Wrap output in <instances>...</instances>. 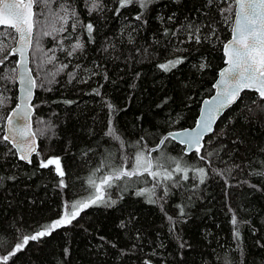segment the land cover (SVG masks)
Returning a JSON list of instances; mask_svg holds the SVG:
<instances>
[{
	"label": "trees",
	"instance_id": "1",
	"mask_svg": "<svg viewBox=\"0 0 264 264\" xmlns=\"http://www.w3.org/2000/svg\"><path fill=\"white\" fill-rule=\"evenodd\" d=\"M103 3V11L89 14L91 0H52L38 16L44 25L54 9L58 15L65 8L74 9L83 24H94V40L88 41L82 26L73 31L72 20L64 25L67 31L53 39H38L35 25L29 65L43 87L35 88L32 101L38 106L31 116L33 132L41 159L60 158L67 187L59 186L54 166L40 168L35 155L32 164L0 155V176L5 178L0 181V255L22 242L23 235L60 218L65 202H83L94 191L89 189V179L99 183L114 166L130 168L141 138L147 151L167 131L192 126L201 101L213 92L212 83L223 64L222 45L231 32V22H223L220 9L232 0H214L208 7L205 0H155L145 10L147 24L134 19L138 6L117 15L116 0ZM173 13L175 19L168 22L166 18ZM185 17L196 23L211 22L220 39L200 44L187 41V33L178 31ZM165 29H169L167 34ZM6 31L10 32L4 38ZM10 34L15 33L0 26V59L10 51ZM77 39L85 47L69 56ZM176 57L184 58L177 68L168 72L159 68ZM15 61L14 55L9 56L0 65V117H6L16 103ZM64 64L68 67L62 68ZM69 73L76 79L69 82ZM100 85L97 96L92 89ZM241 97L216 122L217 132L224 131L208 146L216 150L209 158L211 164L199 161L195 153L185 155L184 147L174 141L151 153L169 171L177 162L172 157L178 158L181 167H189L190 179L172 187L164 200L153 204L147 196L135 194L154 183L147 173L124 178L116 183L126 186L125 191L110 189L116 205L84 209L72 225L30 241L8 264H144L146 259L153 264H264V177L255 174L264 170V99L250 90ZM106 102L115 105L112 113ZM109 119L119 129L123 148L105 135ZM4 121L0 119V130ZM6 147L11 145L0 143V154ZM198 167L209 170L204 184L192 171ZM211 168H231V175L222 177ZM10 176L15 179H7ZM161 194L158 188L157 196ZM229 207L241 221L239 240L233 236ZM121 221L126 225L123 229Z\"/></svg>",
	"mask_w": 264,
	"mask_h": 264
},
{
	"label": "snow or ice",
	"instance_id": "2",
	"mask_svg": "<svg viewBox=\"0 0 264 264\" xmlns=\"http://www.w3.org/2000/svg\"><path fill=\"white\" fill-rule=\"evenodd\" d=\"M177 2V0H173ZM52 3V0H0V26H6L13 30L15 35H11V39L16 42V47L12 48L11 51L4 55L0 59V65H3L9 58V56L19 54V60L16 63L23 69L20 74V83L23 86L24 99L20 104H17L16 108L12 110V113L6 117H0V119L6 120V128L3 131V135H0V143L11 144V147H6L4 153L0 154L4 157L8 155L15 156L18 160L24 161L27 164H32V156L35 155L39 160V167L47 169L49 166H55V172L60 177L59 186L61 188L67 187L64 180L66 175L63 167L61 166V160L59 157H49L47 160L41 159V151L37 143L36 133L32 131L31 125L28 122L29 116L34 111L37 105L31 103L33 97V90L37 87H43V84L38 85L37 81L27 75L30 70L25 66L26 50L33 44V30L36 20L37 13H43V10ZM117 7L115 12L117 15L121 13L122 9H126L131 6H138L140 11L136 13L134 19L136 21H142L143 24H147V20H144L145 10L150 5L155 3V0H116ZM214 0H205V6H212ZM235 5V7H233ZM104 3L103 0H91V7L89 14L92 11H103ZM199 11V9L197 10ZM223 22H231V37L223 43V52L225 56V68L219 72V78L213 85L215 94L210 99H205L203 104L206 106L202 108L200 115L197 117L195 124L192 128H185L180 131H167L163 134L162 138L159 139L158 143L153 149L147 148V145L142 144L143 138L137 141L136 144L140 145L135 151L132 158V165L130 168L124 167H113L111 174L104 176L97 183L93 179L88 180L90 191L88 197L83 201H67L64 204L63 215L53 220L50 224L41 226L33 234L23 235L22 242H17L11 246L12 250L7 251L5 254L0 255V264H8L10 258L14 257L18 252L22 251L30 241H39L40 239L50 236L54 230L61 227L72 225L73 221L80 217L81 212L91 206L104 205L106 207H112L117 204L118 200L112 198L110 189L113 187L120 188L121 192L126 190L125 187L117 184V181H121L124 178L140 177L145 173L152 177L154 183L150 188H141L136 191L137 196H147L149 203H158L164 200L171 192L172 187L181 186L180 182L188 181L189 167L185 165L181 167L178 158L172 157L176 162V166L172 171H169L167 167L160 164L159 158L154 161L151 156L153 151H159L162 147L166 146L169 142H178L184 147V154L195 153L196 158L199 161H204L211 164L212 161L209 159L213 156L215 149L208 150V146L212 145L213 141L223 133L224 128L217 132L215 125L220 116L223 115L225 110L229 109L237 100L241 99V93L245 90L256 92L260 98L264 99V0H232L226 8L220 9ZM175 13L168 16L166 19L171 22L175 19ZM207 15V13H204ZM62 22L59 29L54 31L65 32L67 28L64 25L68 24L69 20H72L71 28L75 31L79 26H82L87 33L88 41L94 40V24L88 22L83 24L77 16L74 9L65 8L64 14L58 16ZM161 19H164L161 17ZM186 23L178 28V31L187 33V41L195 42L200 44L202 42L211 43L213 38L219 40V33L215 27L209 23H196L195 21H188L185 17ZM207 31H203L204 29ZM165 34L168 33L169 29H165ZM173 36L176 32L173 31ZM43 36H50L52 32L44 31ZM3 39V38H0ZM183 43L184 41H180ZM85 47L84 41L77 39L71 46V51L68 55L71 56L77 50H83ZM107 49H105L106 51ZM178 50V49H177ZM3 49L0 48V52ZM53 58H49V61ZM184 62V58L176 57L169 59L165 63L159 65V68L165 72L171 71L177 68L178 65ZM68 65H62V68H67ZM79 67V65H77ZM201 68L205 65L201 64ZM15 71V69H13ZM93 76L97 73L93 72ZM70 80L76 79L74 73H69ZM104 79L108 77L105 74ZM81 82L86 83L87 80ZM100 85L97 88L92 89V93L100 96ZM51 90L50 88L48 89ZM66 103H73L72 101H65ZM167 103V101H165ZM106 106L109 112L112 113L115 110V105L106 102ZM160 107V105H158ZM229 123H232L231 117ZM224 127H227L225 125ZM106 136L111 137L113 140L120 143V147L125 146L122 137L119 134V129L113 124V121L109 119L108 127L105 132ZM235 143V141H233ZM125 162L128 158L124 157ZM239 167V165H236ZM99 171V169H97ZM192 171L198 176L199 183L204 184L209 175V170L205 167L193 168ZM211 172L220 176H230L231 168L216 169L211 168ZM174 173L178 174L179 178L174 176ZM256 175L264 177V170L258 171ZM195 178V177H194ZM3 176H0V181L4 180ZM9 180H14V176L7 177ZM171 182V183H165ZM226 186L227 180H225ZM255 187V185H253ZM160 189L162 194L157 196V189ZM155 197V199H154ZM122 198V197H120ZM163 205H161V208ZM229 211L233 212L230 223L234 226L233 236L234 239H240V225L241 221L238 220L234 210L229 207ZM183 212V209H181ZM167 216V214H165ZM169 221H172L171 216H167ZM122 229L126 227L125 222L121 221L119 225ZM175 225H173L174 230ZM100 240H105V237H100ZM179 237L177 240L179 241ZM0 246H3L0 241ZM239 247V245H237ZM115 247V245H113ZM180 247H184V242L180 243ZM67 253V249L65 250ZM144 264H153L151 259H146ZM227 264H232V261H228ZM241 264L243 262L241 261Z\"/></svg>",
	"mask_w": 264,
	"mask_h": 264
},
{
	"label": "water",
	"instance_id": "3",
	"mask_svg": "<svg viewBox=\"0 0 264 264\" xmlns=\"http://www.w3.org/2000/svg\"><path fill=\"white\" fill-rule=\"evenodd\" d=\"M234 7H235V5H234ZM5 27H6V26H5ZM33 31H34V30H33ZM230 37H231V32H230ZM230 37H229L225 42H227V41L230 39ZM225 42H224V43H225ZM16 46H17V45H16V42H14L13 46H11V48H10V51H11L12 48H14V47H16ZM222 46H223V45H222ZM30 48H31V47H29V48L26 50V57H25V62H26V64H25V66L30 70V72L27 73V75H31V77L34 78V75H33V73H32V70H31V68H30V65H29V51H30ZM222 53H223V64H222V66L219 68V70H218V72H217L216 78H215V80H214L213 83H212V88H213V85L217 82V80H218V78H219V72H220V70L223 69V68H225V67L227 66V65L225 64V56H224V52H223V47H222ZM14 56H15V58H16V61L19 60V54H18V53H17L16 55H14ZM16 61H15L16 103H15V105L11 108V110H10L9 113H8V115L11 114V113H12V110L16 108L17 104H20V103L23 101V99H24L23 86H22V84L20 83V79H19L20 74L22 73L23 69H22V68L16 63ZM34 79H35V78H34ZM245 91H248V90H245ZM243 92H244V91H243ZM34 93H35V89L33 90V97H32L31 103H32V101H33V99H34ZM214 94H215V89L213 88V92H212L209 96L205 97V98L201 101L197 117L200 115V112H201L202 108H205V107H206V106L203 104V101H204L205 99H210ZM258 96H259V95H258ZM225 111H226V110H225ZM32 114H33V112H32L31 115L29 116V121H28V122L30 123L31 128H32V131H33L32 119H31ZM223 114H224V113H223ZM197 117H196V119H197ZM220 117H221V116H220ZM196 119H195V121H196ZM194 124H195V122H194ZM194 124H193L192 126H190V127H185V128H192V127L194 126ZM5 128H6V120L4 121V125H3V129H5ZM185 128H182V129H185ZM182 129H179V130H173V131H180V130H182ZM176 143H178V142H176ZM178 144H179V143H178ZM10 145H11V144H10ZM179 145H180V144H179ZM181 146H183V145H181ZM183 147H185V146H183ZM33 156H34V155H33ZM33 156H32V157H33ZM23 162H24V161H23ZM25 163H26V162H25Z\"/></svg>",
	"mask_w": 264,
	"mask_h": 264
},
{
	"label": "rangeland",
	"instance_id": "4",
	"mask_svg": "<svg viewBox=\"0 0 264 264\" xmlns=\"http://www.w3.org/2000/svg\"><path fill=\"white\" fill-rule=\"evenodd\" d=\"M91 5V4H90ZM234 6V5H233ZM54 8H55V5H54ZM46 9V8H45ZM44 9V10H45ZM43 10V11H44ZM57 10L56 9H54L53 10V12H52V14L50 15V18H49V22L47 23V24H44L43 25V23H41V22H39L38 21V16L39 15H41V13H37V16H36V20L38 21L35 25H36V27L38 28V32H37V38L38 39H40V38H44V37H48V38H50V39H53V37H56L57 35H59L60 34V32L59 31H54V29H59L60 27H61V23H60V20H59V18H58V13L56 12ZM47 12V11H46ZM43 14V13H42ZM35 28V27H34ZM34 31H35V29H34ZM44 31H49V32H52V35H50V36H43L42 35V33L44 32ZM9 32L10 31H6L5 33H4V38H6L7 36H8V34H9ZM15 35V34H14ZM40 37V38H39ZM9 39H11V36H9ZM12 40V39H11ZM14 40L10 43V48H11V46H13V44H14ZM54 166V165H53ZM54 169H55V166H54ZM63 215V214H62Z\"/></svg>",
	"mask_w": 264,
	"mask_h": 264
}]
</instances>
